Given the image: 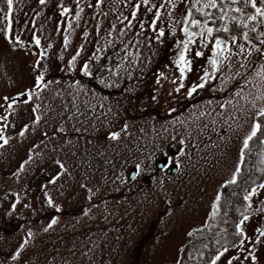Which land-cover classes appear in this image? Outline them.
Returning <instances> with one entry per match:
<instances>
[{
  "label": "rangeland",
  "instance_id": "1",
  "mask_svg": "<svg viewBox=\"0 0 264 264\" xmlns=\"http://www.w3.org/2000/svg\"><path fill=\"white\" fill-rule=\"evenodd\" d=\"M137 3L127 28L123 18L132 19ZM172 3L14 0L11 24L0 12V130L8 140H0V264H172L210 213L264 107V100L251 103L264 94L255 75L264 56L254 52L246 68H239L243 57H234L231 71L225 62L216 79L189 96L204 69L211 71L212 43L202 47L197 37L187 54L192 70L176 92L177 41L185 39L191 4ZM63 8L69 13L61 15ZM161 28L165 36L157 38ZM257 28L264 32V22ZM238 90L244 98L235 96ZM112 132L120 138L109 139ZM36 175L44 177L39 189L30 186ZM262 184L246 194L256 190L241 225L245 251L239 240L216 264L234 256L241 259L232 264H252L243 258L249 252L264 264Z\"/></svg>",
  "mask_w": 264,
  "mask_h": 264
},
{
  "label": "snow or ice",
  "instance_id": "2",
  "mask_svg": "<svg viewBox=\"0 0 264 264\" xmlns=\"http://www.w3.org/2000/svg\"><path fill=\"white\" fill-rule=\"evenodd\" d=\"M41 4H44L46 0H39ZM77 4H79V0H76ZM191 7L188 8L186 16L183 20L184 27L181 28L182 33L185 36L184 40L177 41V48L180 49L178 58L174 61L177 69L179 70L180 76V84L175 89L176 92H179L181 88L184 87L183 80L186 78V73L191 71V60L188 59V53L190 51V45L195 44L197 41V37H199L202 47L207 48L209 43H212L211 47V56L208 57V64L211 68V71H209L208 68L204 69V74L201 76V83L198 85L193 86L189 92L188 95L191 96L194 92L197 91V88H204L206 84H208L211 80L216 79V73L222 72L225 68V62H228L227 68L229 71L233 67H235V64L233 63L234 57H243V60L239 62V68H246V61L248 60V57L252 56V54L258 53L260 56H264V50L261 49L260 46L253 43V39H256L259 41V45H264V32H259L257 25L264 22V0H189ZM104 0H97V4L95 5L98 7L99 5L103 4ZM150 0H142L143 5H149ZM165 3L171 4L173 8L176 7L174 3H172V0H165ZM13 4L14 0H6V9L0 8V12H4V19L9 20V24H11L10 17L12 15L13 10ZM238 5H242L238 6ZM165 5L162 4L160 7H164ZM156 5H151V7L147 8V11L151 12L152 8H155ZM141 8V4L137 3L134 6V10L131 13L132 19L129 20L128 17H124V20H127L128 23L126 25L127 28L132 27V21L136 19L137 12ZM251 8L253 11L250 13L245 14V9ZM208 9H215L219 13V15H214L213 12L207 11ZM193 10L195 12L199 13L201 16H203L205 19L200 20L196 19L193 16ZM70 9L63 8V11L61 15H66L69 13ZM83 9H80V11L76 12V19L78 20L80 18V12H82ZM238 15H235V14ZM155 16V19L151 23V27L153 31H157L156 24L157 21L160 20L161 14L159 10H157L155 13H153ZM221 21V26L219 27H213L210 26V22L212 25L216 24V21ZM71 23H69L68 27L71 28ZM141 28H143V25L141 24ZM191 28H196L198 31H192ZM10 30V28H9ZM239 33V36L235 33ZM214 33H224L227 34L225 36L216 35L214 36ZM250 33H257L255 37H252ZM174 34V33H173ZM165 32L161 28L158 30L157 38L164 37ZM214 40V42H213ZM243 41L241 43L240 41ZM68 40L67 37H65V45L67 46ZM35 44L39 46L40 40L36 39ZM247 45V47H246ZM79 55V52H77V56ZM196 56H203L204 53L202 51H196ZM76 59V57H73V61ZM83 70L85 74H88V65L85 64L83 66ZM241 73L239 72V69L236 71L235 76H239ZM163 74H161L162 76ZM255 75L260 78L262 85L264 86V64L260 65L259 70L256 71ZM221 79H224L223 77ZM228 79H232V77H228ZM44 82V77L38 76L37 77V88L42 87ZM173 83H176V81H172ZM226 82V81H225ZM157 83H159V79L157 80ZM221 91L224 90L222 87L220 89ZM25 95H30V93H27ZM251 95V94H249ZM235 96L242 97V90H238L235 92ZM244 98V97H242ZM5 101H7L9 98L5 97ZM255 100H264V94L257 95L253 98L252 106L255 107ZM231 100H228L225 102L226 104H230ZM225 105H221V107H224ZM9 108L12 107L11 104L8 105ZM257 117L264 118V107H261L257 112ZM3 119H6V117H3ZM39 120V117L36 118ZM262 125H264V119L258 120L253 125V129L251 134L244 140L243 147L246 149L248 148V142L249 140H252L254 137L257 136V133L262 130ZM6 127V125H5ZM126 129V126H125ZM60 131H63V129H60ZM20 135H24V132H21ZM120 138L119 132H112L109 136V139L111 140H117ZM0 140H3V144H7L8 140L5 139L2 135V130H0ZM183 143V141H181ZM3 146V145H0ZM59 163V162H58ZM60 167L63 168V164H60ZM139 167V165L137 166ZM239 171V169H237ZM235 177L233 180L229 181V183H235ZM261 188H264V184L260 185ZM255 189L252 190V193H250L249 196H245L244 199L248 200L250 199L251 195L255 194ZM219 199V197H217ZM19 202V201H17ZM49 203H51V200H49ZM15 205H13V208ZM27 207V205H25ZM215 215V213H214ZM249 217L247 215L243 216V220L240 221V223L237 225V235L243 237L244 231L241 225L244 223V221L248 220ZM52 223H55L53 221ZM51 227V225H49ZM191 235V233H189ZM260 235L264 236V231H260ZM259 242V241H257ZM245 243L244 239L240 240V249L241 251H245L243 248V245ZM228 251V248H224L222 252H220L218 255L215 256V258L211 261V264H216L217 261L220 260L221 256H223ZM19 256V253H16L12 258L16 259ZM244 259H251L252 264H255L256 256L252 254L251 252L248 253V256L243 257ZM241 257L234 256L231 259L228 260L227 264H232L233 260H240Z\"/></svg>",
  "mask_w": 264,
  "mask_h": 264
},
{
  "label": "trees",
  "instance_id": "3",
  "mask_svg": "<svg viewBox=\"0 0 264 264\" xmlns=\"http://www.w3.org/2000/svg\"><path fill=\"white\" fill-rule=\"evenodd\" d=\"M238 6L242 7V5ZM207 11L219 15L215 9ZM252 11L251 8H247L245 14ZM193 16L196 19H205L195 10ZM221 23L217 20L215 25L210 22V26L219 27ZM235 34L239 36L238 32ZM216 35L223 37L227 34L214 33V36ZM250 35L255 37L257 33ZM252 42L259 45L256 39ZM261 119L264 118H259L256 114L254 124ZM234 177L236 182L229 183ZM231 180L222 184L210 213L202 225L190 231L191 235L178 249L177 259L172 264H209L220 251L233 247L240 240L241 236L237 235V225L243 216L250 212L244 197L264 180V125L257 136L249 140L248 148L241 147L239 162Z\"/></svg>",
  "mask_w": 264,
  "mask_h": 264
},
{
  "label": "water",
  "instance_id": "4",
  "mask_svg": "<svg viewBox=\"0 0 264 264\" xmlns=\"http://www.w3.org/2000/svg\"><path fill=\"white\" fill-rule=\"evenodd\" d=\"M163 165V162L161 160H158L155 162V168H161ZM172 171V170H171ZM133 176V170H129L127 173V178L131 179ZM43 182V177L41 176H36L35 178H33L32 182H31V186L32 187H39Z\"/></svg>",
  "mask_w": 264,
  "mask_h": 264
},
{
  "label": "flooded vegetation",
  "instance_id": "5",
  "mask_svg": "<svg viewBox=\"0 0 264 264\" xmlns=\"http://www.w3.org/2000/svg\"><path fill=\"white\" fill-rule=\"evenodd\" d=\"M163 162V164H164V161H162ZM131 170H133V169H131ZM129 171V170H128ZM133 175H134V170H133ZM33 179V178H32ZM128 179V178H127ZM31 182H32V180L30 181V186H31ZM44 184V177H43V182H42V184L39 186V187H32V188H35V189H39L42 185Z\"/></svg>",
  "mask_w": 264,
  "mask_h": 264
}]
</instances>
